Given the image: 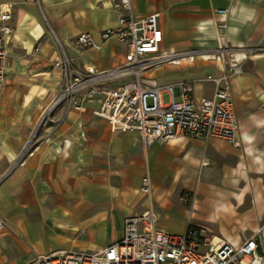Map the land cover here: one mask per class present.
Returning <instances> with one entry per match:
<instances>
[{"label":"crops","instance_id":"obj_1","mask_svg":"<svg viewBox=\"0 0 264 264\" xmlns=\"http://www.w3.org/2000/svg\"><path fill=\"white\" fill-rule=\"evenodd\" d=\"M2 2L13 4V34L0 82V264L102 250L121 239L126 216L149 206L160 228L181 234L190 223L233 245L264 223V0H132L136 16L158 13L160 51L184 52L148 72L159 85L191 81L195 99L209 97L214 86L197 73L166 74L192 65L223 73L226 61L211 55L222 44L231 49L242 69L229 77L237 147L184 134L145 145L137 132L96 116L94 102L55 105L40 125L60 88L54 63L63 53L79 69L124 62L127 45L100 36L117 26L118 12L109 0ZM80 33L95 46H78ZM145 175L149 198L140 191Z\"/></svg>","mask_w":264,"mask_h":264},{"label":"built area","instance_id":"obj_2","mask_svg":"<svg viewBox=\"0 0 264 264\" xmlns=\"http://www.w3.org/2000/svg\"><path fill=\"white\" fill-rule=\"evenodd\" d=\"M109 1L118 12L117 26L102 31L100 36L102 40L115 37L127 45L124 62L102 71L79 69L63 53L54 63L61 72L58 94L39 124L48 122V113L55 105L81 109L85 102H94L98 105L93 111L96 116L105 119L113 130L137 132L145 145L184 134L203 141L223 138L233 147L239 146L229 77L242 69L231 49L222 44L215 53L216 59L226 61L227 70L204 77L214 86L211 96L195 99L191 81L159 85L148 72L174 61L184 52L160 51L162 31L158 13L136 16L132 0ZM12 15L13 4L0 3V82L6 76ZM224 23L220 20L219 26L224 27ZM75 43L80 47L95 46L89 33L78 34ZM163 93L169 95L168 102H163ZM140 191L149 198V176L142 178ZM156 220V212L149 206L126 216L121 239L102 250L38 254L24 264H264V223L239 245H233L203 235L190 223L184 233L177 234L160 228ZM4 225L0 216V229Z\"/></svg>","mask_w":264,"mask_h":264},{"label":"rangeland","instance_id":"obj_3","mask_svg":"<svg viewBox=\"0 0 264 264\" xmlns=\"http://www.w3.org/2000/svg\"><path fill=\"white\" fill-rule=\"evenodd\" d=\"M198 52H204V50H200ZM210 70H213V69L211 67L197 69V68H195V66L192 65L188 69H186V71H184V70H178L177 68H175V69H172L170 72H168L166 75H175V76H178L179 77V80H180V79L184 78L187 74L197 73L198 78H199V82H203V83H206L207 85H211V82L204 80V77L206 76V74H208V73L211 72ZM210 74H212V73H210ZM162 100H163V102H168L169 95L167 93H163ZM216 233L217 234H220L219 231H217V229H216ZM221 235H223V233Z\"/></svg>","mask_w":264,"mask_h":264},{"label":"bare ground","instance_id":"obj_4","mask_svg":"<svg viewBox=\"0 0 264 264\" xmlns=\"http://www.w3.org/2000/svg\"><path fill=\"white\" fill-rule=\"evenodd\" d=\"M215 54V53H214ZM179 56H177V57H175V60L174 61H172V62H175L176 61V58H178ZM211 58L212 59H216L217 58V56L216 55H211ZM171 63V62H170ZM216 241V240H215Z\"/></svg>","mask_w":264,"mask_h":264}]
</instances>
